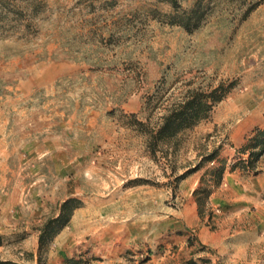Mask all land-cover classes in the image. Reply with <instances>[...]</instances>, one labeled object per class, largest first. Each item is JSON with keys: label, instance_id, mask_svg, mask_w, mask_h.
I'll return each mask as SVG.
<instances>
[{"label": "rangeland", "instance_id": "1", "mask_svg": "<svg viewBox=\"0 0 264 264\" xmlns=\"http://www.w3.org/2000/svg\"><path fill=\"white\" fill-rule=\"evenodd\" d=\"M178 2L204 12L192 33L168 22L176 10L163 0H0V108L24 84L35 87L16 114L18 141L34 138L25 136L31 127L40 140L69 117L77 133L75 178L61 176L53 191L0 192V262L264 264V222L209 249L198 236L188 244L185 233L197 230L188 226L191 180L201 176L197 187L213 189L212 171L223 159L231 171L264 127V0ZM220 84L230 91L209 118L175 148L150 152L137 120L156 125L189 89ZM240 127L244 141L235 137ZM214 150L217 158L204 160ZM41 163L26 169L28 181ZM256 165L233 171H262L264 154ZM69 196L82 206L40 252V228Z\"/></svg>", "mask_w": 264, "mask_h": 264}, {"label": "crops", "instance_id": "2", "mask_svg": "<svg viewBox=\"0 0 264 264\" xmlns=\"http://www.w3.org/2000/svg\"><path fill=\"white\" fill-rule=\"evenodd\" d=\"M16 96L0 108V192L2 198H7L8 192L28 190L53 191L58 190L62 183L60 177L70 181L76 176L77 139L75 119L68 118L62 126L44 128L43 137L38 140L37 130L33 127L25 134L34 136L24 144L18 141L16 114L23 110L21 101L30 97L35 90L34 84H24ZM25 131H28L24 129ZM247 129L240 127L236 138L244 141ZM23 150H28L23 152ZM43 160L44 171H39L37 180L28 181L30 175L26 171L30 166L40 167L38 160ZM37 164V165H36ZM56 168L54 172L53 168ZM258 173H243L230 171L226 168L223 181L214 185L206 204V214L198 213V203L194 191L200 182V177H194L188 188V206L191 212L188 226L197 228L196 233L187 230L188 244L194 243L193 236H198L202 247H218L222 240L235 233L259 230L264 220V167ZM56 174V175H55ZM56 176L58 181H54ZM187 180V178H186ZM4 196V197H3ZM70 197V196H69ZM66 197L64 201L69 198ZM220 209V212L216 210ZM210 214L212 217L210 218ZM210 222L217 225L212 229ZM192 235V237L190 236ZM192 241V242H191ZM197 242V241H196ZM204 243H207L205 245Z\"/></svg>", "mask_w": 264, "mask_h": 264}, {"label": "trees", "instance_id": "3", "mask_svg": "<svg viewBox=\"0 0 264 264\" xmlns=\"http://www.w3.org/2000/svg\"><path fill=\"white\" fill-rule=\"evenodd\" d=\"M114 4L115 0H107ZM169 2L176 10L173 14H168V22L184 27L192 33L200 26L204 17V12L198 4L190 10H182L178 0H163ZM230 91V87L220 84L211 90L202 88L189 89L181 100L166 107V111L160 117L156 125L149 122L137 120L138 129L147 137V147L151 153L156 154L162 145L176 147L177 138L180 134L198 125L202 120L210 117L213 108L222 101ZM248 154V157L246 156ZM264 154V127H256L247 142L240 148V156L230 165L231 171L240 168L244 171H255L257 161ZM218 156V150H214L204 160H214ZM227 168L226 160L221 161V166L212 171V185H219L223 181ZM185 175V174H184ZM182 175L181 177H184ZM212 193L211 187H197L194 196L198 203V211L201 217L206 214V204ZM82 201L76 197L66 199L60 207L58 215L50 217L40 228L39 248L42 252L49 241L63 229L74 212L82 206ZM212 214H210V218ZM1 237V236H0ZM1 243V240H0ZM8 262H0L7 264ZM64 264H79V261L70 258Z\"/></svg>", "mask_w": 264, "mask_h": 264}]
</instances>
